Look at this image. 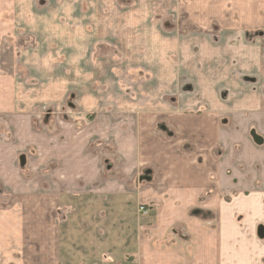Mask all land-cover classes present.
<instances>
[{
  "label": "crops",
  "instance_id": "1",
  "mask_svg": "<svg viewBox=\"0 0 264 264\" xmlns=\"http://www.w3.org/2000/svg\"><path fill=\"white\" fill-rule=\"evenodd\" d=\"M97 1L89 0L90 6ZM116 2L122 12L117 11L110 22L99 19L101 6L93 8L91 21H85L77 33L78 55L87 54L85 46L95 45L93 55H100L101 42H118L119 29L127 39L135 32L149 37L161 29L163 44L153 49L154 56L168 52L180 56L183 39H189L188 56L195 44L201 49L199 55L207 56L206 63L214 61L221 41L223 51L229 52L222 66L200 64L189 69L196 84L224 88L220 98L216 91L202 94L197 110H191L190 97L185 101L189 110L136 112L118 106L119 97L105 94L93 95L88 103L95 118L118 115L111 117L116 118L114 124L106 121L101 135L113 128L115 137L124 135L119 155L123 163L111 157L114 178L98 165L105 178L100 179H110L99 188L108 194L134 195L138 214L132 263L264 264V0ZM157 3L161 17L154 22L150 11ZM171 17L174 29L166 27ZM151 21L154 25L148 26ZM18 31L17 0H0V116L8 115L12 121L8 128L0 121V195H15L0 200V264H64L59 222L63 195L86 188L77 184H85L87 178L77 167L86 155L83 151L84 158L70 156L69 150H78L67 142L72 129L59 115L55 118L62 120L60 130H68L57 136L47 130L57 125L51 119L54 114L31 113L36 118L15 130L17 81L1 68V55L6 45L19 40ZM70 33L58 35L68 47L74 37ZM194 35L195 40L189 38ZM166 40H174L173 46L166 47ZM97 67L88 71L96 73ZM166 75L149 81L155 82L154 87H167L166 80L175 82L180 77L179 67ZM125 99L135 103L134 98ZM165 101L160 96L153 103ZM103 105L111 112L104 111ZM37 119L45 120V131ZM253 131L262 137V144L254 141ZM60 136L66 143L58 142ZM88 184H96L95 179ZM142 205L146 213L140 211Z\"/></svg>",
  "mask_w": 264,
  "mask_h": 264
},
{
  "label": "rangeland",
  "instance_id": "2",
  "mask_svg": "<svg viewBox=\"0 0 264 264\" xmlns=\"http://www.w3.org/2000/svg\"><path fill=\"white\" fill-rule=\"evenodd\" d=\"M97 3L93 7L90 6L89 0H17L19 40L14 41L13 46H5L1 55V68L13 74L17 81L15 130L20 125L26 128L31 119L36 118L31 113L42 115V117L54 114L51 119L53 124H57L55 127L54 125L51 128L45 127L43 119H37L38 124L35 123L40 126L43 122L40 129L45 131L47 128L57 136L58 133L68 130H60L59 126L63 125L64 118L63 121L69 123L68 127L72 129L67 142L72 148L78 150H69L70 156L79 155L84 158L86 155L85 160L77 165L85 171L80 174H85L87 177L83 179L85 184H77L82 187L87 185L86 188L73 192L74 195H63V208L60 210L59 221L62 223L63 263L134 264L127 259L132 255L134 260L133 256L136 253L134 231L138 210H135L133 205L134 195L108 194L101 192L99 188L102 184L106 186L104 183L110 179L103 181L105 178L100 176L98 165L105 172H110L114 178L111 170L115 165L111 157L116 163H123L119 155L124 135L119 134L115 137L117 134L115 128L111 131L107 129L105 134L101 135L106 121L114 124L116 118L111 119V117L118 115L104 113L95 118L97 114L89 108L88 103H91L93 95L105 94L119 97L118 106L123 104L124 109L133 107L136 112L177 108L189 110L185 101L190 97L194 101L191 110H197L203 98L202 94L211 95L213 91H216L220 98L224 88H205L207 87L205 83L196 84L189 77V69L200 68V64L222 66L229 52L227 48L223 51L221 41L216 47L218 54L213 57L214 61L206 63L207 56L199 55L201 49L195 44L190 52L191 55L188 56L186 49L190 48L189 39H183L180 56L169 54V52L165 56H154L151 55L153 49L161 48L163 44L161 29H155L156 32L149 37L145 32L142 34L135 32L129 35L130 39H127L126 33L119 29L117 30L118 42L113 41V44L111 41L101 42L103 45L98 49L100 55L96 57L93 55L96 45L92 48L85 46L87 54L78 55L80 51L77 47V33L83 28L85 21H91L93 8L95 10L101 6L98 13L102 17L99 19H102L104 23L110 22V17L115 18L117 11L122 12L118 9L116 0H98ZM125 13L127 11H124L123 15ZM150 13L155 19L153 21L158 22L161 17L158 3L151 8ZM172 18L174 17L170 18V24L166 23V27L170 29L175 28ZM153 21L148 23V26H153ZM174 24L177 23L174 22ZM68 32L74 36L69 42V47L67 44L63 45L65 40L58 38L59 33ZM186 33L190 35V32ZM196 36H189V38L195 40ZM163 42H166V47H169L173 46L174 40ZM185 58L190 60L186 59L188 60L186 62ZM187 65L190 66L187 68ZM93 66H98L94 70L96 73L88 71ZM176 66L179 67L181 75L175 82L166 80L167 87H154L155 82L149 81V78L159 80V76L168 78L166 71H173ZM177 87H181L180 92ZM125 96L128 99L134 98L135 103H125ZM160 96L166 101L162 104H154V99ZM137 97L151 100L141 101L143 99H137ZM81 99L82 103L78 102ZM52 105L53 108H51ZM103 107L105 109L101 108V110L111 112L109 106L103 105ZM58 115L62 120L55 118ZM0 121L5 122L7 128L12 122L8 115L6 118L0 116ZM7 132L11 135V132ZM58 142L66 143V140L64 137L61 139L60 136ZM60 151L57 154H60ZM101 177L103 180L100 179ZM93 179L96 184H88ZM13 196L15 195H0V200Z\"/></svg>",
  "mask_w": 264,
  "mask_h": 264
},
{
  "label": "water",
  "instance_id": "3",
  "mask_svg": "<svg viewBox=\"0 0 264 264\" xmlns=\"http://www.w3.org/2000/svg\"><path fill=\"white\" fill-rule=\"evenodd\" d=\"M252 137L257 144L263 143L262 137L260 135H258L255 131L252 132Z\"/></svg>",
  "mask_w": 264,
  "mask_h": 264
},
{
  "label": "built area",
  "instance_id": "4",
  "mask_svg": "<svg viewBox=\"0 0 264 264\" xmlns=\"http://www.w3.org/2000/svg\"><path fill=\"white\" fill-rule=\"evenodd\" d=\"M140 210L144 213L146 212V208L144 206H141Z\"/></svg>",
  "mask_w": 264,
  "mask_h": 264
},
{
  "label": "trees",
  "instance_id": "5",
  "mask_svg": "<svg viewBox=\"0 0 264 264\" xmlns=\"http://www.w3.org/2000/svg\"><path fill=\"white\" fill-rule=\"evenodd\" d=\"M128 259H129V261H130V260H131V261L133 260L132 258H128Z\"/></svg>",
  "mask_w": 264,
  "mask_h": 264
}]
</instances>
